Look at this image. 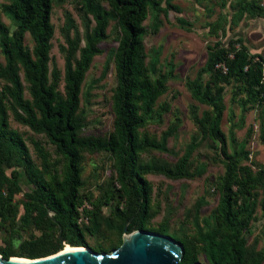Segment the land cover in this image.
<instances>
[{
    "label": "trees",
    "instance_id": "1",
    "mask_svg": "<svg viewBox=\"0 0 264 264\" xmlns=\"http://www.w3.org/2000/svg\"><path fill=\"white\" fill-rule=\"evenodd\" d=\"M82 13L83 32L78 35L69 15L62 29L63 68H49L50 23L52 0H2L0 14L12 24L7 28L0 20V230L7 237L0 247L3 259L16 257L37 259L60 249L59 240L70 247H88L85 235H100L102 241L117 238L123 227L126 233L142 230L166 236V221L156 228L149 222L155 215L152 188L146 176H162L170 181L190 180L202 174L192 169L190 157L201 143L214 145L222 161L223 173L215 188L217 203L209 219L198 220L204 202L198 200L187 214L192 230L179 237L170 235L182 246L178 264H193L201 254L207 264H264V254L247 247L248 228L254 219L256 203L264 210V172L253 171L244 164L247 154H229L220 129L224 87L236 83L244 103L264 104V59L248 53L239 39L207 47L204 65L190 84V97L208 110L195 119L196 136L174 162L144 155L166 152L167 139L175 126H168L159 136L146 128L160 120L156 101L164 89L155 61H146L141 43L143 21L148 8L165 13L158 7L162 0H77ZM104 1L109 10L101 5ZM239 11L250 17L264 16L256 2L240 4ZM118 31L112 54L115 85L111 91V131L106 136H81L82 118L78 113L80 86L92 59L100 53L98 45L106 39L110 18ZM74 29L70 36L69 31ZM212 32L218 24L210 26ZM25 34L32 42L24 45ZM237 44V48L234 47ZM223 66L224 72L216 66ZM207 74L206 83L201 75ZM59 83L62 91H59ZM26 92L28 98H24ZM9 116L35 135L42 136L60 158V168L50 160L39 144L31 142L36 165L22 136L9 127ZM107 153L112 159L115 188L103 197L89 201L86 224L78 223V207L88 199L81 193L80 165L84 155ZM10 170L9 174L6 171ZM22 179L26 191L19 184ZM22 193L21 214L11 200ZM260 196L258 202L257 199ZM111 202V203H110ZM111 204L107 215L102 207ZM81 215V214H80ZM82 216V215H81ZM19 227L32 226L38 236L30 235L14 247L10 238L18 236ZM116 246V247H117ZM93 252H106L101 247Z\"/></svg>",
    "mask_w": 264,
    "mask_h": 264
},
{
    "label": "rangeland",
    "instance_id": "2",
    "mask_svg": "<svg viewBox=\"0 0 264 264\" xmlns=\"http://www.w3.org/2000/svg\"><path fill=\"white\" fill-rule=\"evenodd\" d=\"M256 2L264 8V0H162L158 7L166 10L165 13L154 12L148 8L147 18L143 21L144 33L141 43L146 61H155L156 68L164 81V89L156 101V110L161 114L160 120H153L147 126L148 133L156 136L168 126H175L174 133L167 139L166 152H152L144 155L143 159L158 158L166 162H174L192 142L196 136L195 119L203 111L208 110L204 105L190 97V84L204 65L207 56V47L215 42L225 45L229 40L239 39L251 55H259L264 59V16L250 17L241 13L239 7L244 2ZM2 3V0H0ZM102 7L109 10L107 4L101 1ZM77 0H52L50 23L53 27V36L50 41L49 68H56L62 73L63 54L60 50L64 46L62 29L65 15H69L78 35L82 36V13L78 9ZM1 23L9 29L12 24L3 14H0ZM218 24V29L211 31L212 24ZM74 29L69 31L70 36ZM1 36V31H0ZM118 36L115 19L110 18L106 28V39L98 45L100 53L95 56L84 75L80 86L78 113L82 118L81 136H106L111 131L113 115L111 112V91L115 85L112 54L116 47ZM24 45L32 47V42L25 34ZM237 48V44H234ZM3 56L0 49V65ZM202 83H206L207 74L201 75ZM59 91L62 84L59 83ZM24 98H28L24 92ZM223 113L220 129L225 137L227 152L237 154L245 152L249 165L255 171L262 168L264 172V104L244 103V95L239 91L236 83L224 87L222 96ZM9 127L18 132L24 139L32 161L38 165L31 142L36 141L48 153L49 158L57 168H60V158L54 153L40 135H35L26 127L14 122L9 116ZM192 169L202 170L200 176L190 180L170 181L162 176H146L151 185V198L155 215L149 226L156 228L162 220L166 221V236L179 237L192 230L189 209L198 200L202 204L198 210V220L209 219L217 203L215 183L223 173L222 161L217 155L214 145L205 141L193 151L190 157ZM81 193L88 199L78 207V223L86 224L83 213L91 210L89 201L103 197V193L110 188H116L113 182L114 170L111 157L105 152L84 155L80 165ZM10 170L6 171L8 175ZM20 187H26L19 179ZM260 196L255 199L256 202ZM11 202L17 206L19 216L24 204L22 193L15 195ZM111 203V202H110ZM111 204L102 207V213L107 215ZM82 216H81V215ZM254 219L249 224L247 247L264 254V210L256 203ZM18 236H12L14 247L20 240L30 235L38 236V231L30 225L19 227ZM120 234L119 239L121 241ZM0 230V247L6 239ZM90 250L101 247L104 253L111 252L117 246L116 236L112 240L102 241L100 235H85ZM174 240V239H173ZM175 241V240H174ZM118 247V246H117ZM93 251V250H92ZM196 264H207L199 254Z\"/></svg>",
    "mask_w": 264,
    "mask_h": 264
},
{
    "label": "water",
    "instance_id": "3",
    "mask_svg": "<svg viewBox=\"0 0 264 264\" xmlns=\"http://www.w3.org/2000/svg\"><path fill=\"white\" fill-rule=\"evenodd\" d=\"M59 245L57 252L25 262L0 256V264H178L182 257V246L168 236L142 230L126 233V227L120 245L109 253L93 252L87 247L69 246L63 250L67 244L61 240Z\"/></svg>",
    "mask_w": 264,
    "mask_h": 264
},
{
    "label": "bare ground",
    "instance_id": "4",
    "mask_svg": "<svg viewBox=\"0 0 264 264\" xmlns=\"http://www.w3.org/2000/svg\"><path fill=\"white\" fill-rule=\"evenodd\" d=\"M70 247L68 245H65L63 250H68ZM14 261H17V262H25V259H22V258H17V259H13Z\"/></svg>",
    "mask_w": 264,
    "mask_h": 264
},
{
    "label": "built area",
    "instance_id": "5",
    "mask_svg": "<svg viewBox=\"0 0 264 264\" xmlns=\"http://www.w3.org/2000/svg\"><path fill=\"white\" fill-rule=\"evenodd\" d=\"M216 67L220 68L222 70V72H224V70H225L224 67L221 66V65L220 66H216Z\"/></svg>",
    "mask_w": 264,
    "mask_h": 264
}]
</instances>
